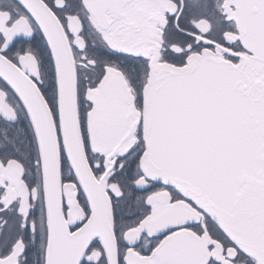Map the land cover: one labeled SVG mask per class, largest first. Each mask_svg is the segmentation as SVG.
Masks as SVG:
<instances>
[{"label": "snow or ice", "instance_id": "snow-or-ice-1", "mask_svg": "<svg viewBox=\"0 0 264 264\" xmlns=\"http://www.w3.org/2000/svg\"><path fill=\"white\" fill-rule=\"evenodd\" d=\"M0 264H264V0H0Z\"/></svg>", "mask_w": 264, "mask_h": 264}]
</instances>
